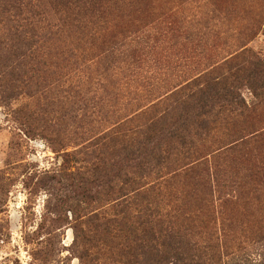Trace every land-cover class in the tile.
I'll return each instance as SVG.
<instances>
[{"label": "rangeland", "instance_id": "1", "mask_svg": "<svg viewBox=\"0 0 264 264\" xmlns=\"http://www.w3.org/2000/svg\"><path fill=\"white\" fill-rule=\"evenodd\" d=\"M40 4L49 24L61 28ZM169 13L175 14L169 22L177 19L189 35L158 41L161 18ZM114 24L119 34L145 26L151 37L143 39L145 80L115 76L124 93L119 104L114 84L90 83L68 71L63 48L79 42L78 35L61 33L50 51L43 41L44 53L30 71L25 61L31 60L21 56L25 42L10 25H0V264H112V254L95 242V217L113 214L110 143L118 118L130 114L125 90L157 91L149 95L152 101L201 76L226 74L234 66L254 70L239 58L245 50L264 61V0H141L130 20ZM74 75L80 78L69 80ZM239 93L248 104L257 102L249 85ZM263 117L264 110L254 121ZM256 154L264 157V140ZM252 157L240 167L242 177ZM221 202H215L218 227L235 217L228 231L238 232L243 243L236 254L264 264V239L258 238L264 236V202L239 200L226 208Z\"/></svg>", "mask_w": 264, "mask_h": 264}, {"label": "trees", "instance_id": "2", "mask_svg": "<svg viewBox=\"0 0 264 264\" xmlns=\"http://www.w3.org/2000/svg\"><path fill=\"white\" fill-rule=\"evenodd\" d=\"M40 1L62 29L49 24ZM140 2L0 0V25H10L20 43L25 42L21 56L31 60L25 61L30 71L38 65L35 57L44 53L43 41L50 43V51L61 33L78 35L79 42L63 48L68 71L85 75L90 83L114 84L119 104L124 93L115 76L145 80L143 39L151 37L145 26L122 28L119 34L114 23L130 20ZM174 15L161 18L158 41L189 35L177 19L169 22ZM239 58L254 70L234 66L226 74L201 76L152 101L149 95L157 91L142 95L125 90L130 114L118 118L110 143L113 214L95 217L100 230L95 242L112 254V264H252L236 254L243 243L238 232L228 231L235 217L221 220L218 227L215 207L216 200L224 208L239 200L264 202V157H252L264 140V117L254 121L264 110V61L251 50ZM244 85L255 104L241 97ZM250 157L252 168L242 177L240 167Z\"/></svg>", "mask_w": 264, "mask_h": 264}]
</instances>
